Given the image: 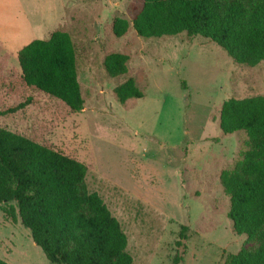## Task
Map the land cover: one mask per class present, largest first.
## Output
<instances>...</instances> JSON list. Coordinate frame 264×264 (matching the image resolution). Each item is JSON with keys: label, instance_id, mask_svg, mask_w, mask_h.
<instances>
[{"label": "rangeland", "instance_id": "374dc122", "mask_svg": "<svg viewBox=\"0 0 264 264\" xmlns=\"http://www.w3.org/2000/svg\"><path fill=\"white\" fill-rule=\"evenodd\" d=\"M143 3L0 0V129L86 164L85 185L120 222L133 264H176L178 257V264H225L260 243L237 235L228 217L221 173L239 169L251 146L245 132H222L220 112L228 99L264 95V61L238 64L215 42L186 33L142 38L131 26L117 38L114 20L132 22ZM56 31L76 47L80 112L22 79L19 51ZM111 53L129 56L127 74L107 75ZM129 79L144 97L121 104L115 88ZM11 206L0 205V259L53 264L19 215L7 214Z\"/></svg>", "mask_w": 264, "mask_h": 264}, {"label": "trees", "instance_id": "16d2710c", "mask_svg": "<svg viewBox=\"0 0 264 264\" xmlns=\"http://www.w3.org/2000/svg\"><path fill=\"white\" fill-rule=\"evenodd\" d=\"M131 26L142 38L202 36L241 65L255 67L264 61V0H144L132 22L114 20L113 34L121 38ZM18 62L28 87L73 112L84 109L77 51L69 33L56 31L46 40L31 41L19 51ZM128 62L126 54L107 55V75L127 74ZM115 94L121 104L144 97L134 79L116 87ZM220 129L226 135L248 136L251 150L241 167L224 170L220 181L230 199L228 217L235 233L260 243L229 255L225 264H264V95L224 101ZM87 173L86 164L0 129V205H12L7 214L14 219L19 215L46 258L53 264H133L120 222L97 193L88 191ZM186 231L184 226L181 239H188ZM0 264L8 263L0 259Z\"/></svg>", "mask_w": 264, "mask_h": 264}]
</instances>
